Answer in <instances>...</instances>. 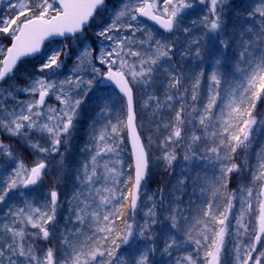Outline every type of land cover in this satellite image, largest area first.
Listing matches in <instances>:
<instances>
[{
	"label": "snow or ice",
	"instance_id": "6c2138e0",
	"mask_svg": "<svg viewBox=\"0 0 264 264\" xmlns=\"http://www.w3.org/2000/svg\"><path fill=\"white\" fill-rule=\"evenodd\" d=\"M210 3V16L204 17L203 25L212 35L222 27L217 6L223 0ZM104 4L105 0H9L8 13L0 16V41H8L0 43V83L12 79L22 60L41 53L46 42L50 47L38 71L51 70L50 76L36 77L23 89L15 85L0 89V130L22 139L38 157L28 165L13 154L11 145L0 142V153L14 165L11 172L0 173V204L16 196L24 198L21 206L15 211L9 208L5 221L0 222V264H150L149 256L156 250L140 243H155L153 228L160 223L154 210L156 202L144 213L142 224L135 222L154 143L151 136L145 142L136 123L135 89L151 85L156 72L172 60L174 44L157 38L153 30L141 28L138 22L147 18L163 32L172 33L182 26L185 12L193 4L190 0H126L96 32L98 43H108L97 48L82 45L73 73L63 80L53 79L63 66L61 56L68 55L67 45L63 49L51 47L55 38L67 41L82 36ZM257 14L264 18V0H259L249 15ZM259 27L264 36V20ZM247 31L252 33L253 29ZM194 43L195 54L200 57V42ZM221 47L227 46L221 42ZM252 47L249 43L240 53V62L246 67H237L231 82L222 71V60H213L209 95L202 107L189 105L187 89L181 91V79L174 72L169 73L164 100L149 95L144 102V109L152 104L156 109L175 107L173 119L162 125L165 135L156 144L160 162L171 167L183 148L185 161L199 158L211 168V174H205L198 186L199 203L194 213L183 215L184 210L171 207L167 210L169 225L163 253L173 257L175 252L174 264H224L222 253L228 250L226 240L230 236L238 241L233 245L236 264H264V153L255 164L246 158L259 123L254 110L257 102H264V56L254 59L249 51ZM81 72L91 78L85 80ZM222 81L228 84L223 92ZM199 84L197 80L193 85V102L198 99ZM93 91L98 115L106 122L93 133L90 158L76 176L70 201L75 227L59 235L63 255L57 258L58 249L40 248L36 242H51L61 196L59 173L64 166L60 147L75 126L84 98ZM18 93L30 98L18 100ZM53 95L59 107L46 104V98ZM114 95L122 101L115 123L110 119L117 103ZM126 140L132 149L128 173L119 158L120 146ZM56 156L61 160L52 165L50 161ZM53 172L58 175L53 176ZM245 172L247 184L243 183ZM233 175L241 183L229 190ZM45 177L51 179L52 187L43 203L28 199L30 190L43 184ZM193 194L197 195L195 189ZM237 205L239 212L233 214Z\"/></svg>",
	"mask_w": 264,
	"mask_h": 264
},
{
	"label": "trees",
	"instance_id": "16d2710c",
	"mask_svg": "<svg viewBox=\"0 0 264 264\" xmlns=\"http://www.w3.org/2000/svg\"><path fill=\"white\" fill-rule=\"evenodd\" d=\"M207 2L210 1L207 0ZM223 3L228 5H226L225 8L226 13L221 16L222 27L218 34L209 35V33L207 32V30L203 25L204 17L210 16V11L208 10V6L193 5V7L189 10L191 15L190 16L188 15L187 17V22L189 20L192 21L191 24L189 23L191 27L189 31L188 32L184 31L183 33H180L177 36L175 34L167 37L162 36L163 39L166 38L167 41L174 44L172 60L169 63L164 64L163 67H161L156 72L155 76L153 77V81L148 88H145L142 85L140 87L139 93H138L139 89L135 91V97L137 100L138 99L147 100L149 95H155L158 96L161 99V101H163L164 94L166 91V85L169 82V73L174 72L181 79V85L183 86V91L187 89L186 98L189 105L195 107L196 106L202 107L206 103L209 95V84L211 83V81H210V77H208V73L206 72V70L209 68V65L212 69L211 62L218 57H220L221 60L224 58V60L227 63L222 64V71L225 74H227V71L225 70H227V68L229 67V71H231L232 63H233V67L236 65L238 66V64H241L239 59L240 53L244 51V48L249 44L250 40L253 37H255L253 36L254 29L258 30V35H256V38H258L261 42H264V36H261V29L259 27L261 21L264 20V18L260 16L249 15L252 12L246 9L245 7L246 2L244 0H231V1L223 0ZM147 27L148 29L153 30V28H151L150 26ZM248 28H252L253 32L249 33L247 31ZM153 34H156L155 30H153ZM175 37H177V39H174ZM69 41L77 42V39L69 40ZM195 41L200 42L199 43V50L201 54L200 57H197L195 54L197 48V44L194 43ZM2 42L4 44L8 43V41L6 40ZM221 42H223V44L226 45L227 47H224L223 49V47H221ZM213 45L216 46L219 45L223 51L221 52L219 48V50H215L214 52L213 51L211 52L209 48ZM261 47L262 45L258 46L259 53H262ZM235 60L236 62H234ZM34 61L35 60L23 61L17 68L15 72V76L12 79L7 80L3 84L5 85L8 82H12V84L15 85L16 88L22 87L26 80L23 81V79L17 80L14 78L16 77V75L20 74V72L25 66H27L28 64ZM26 74L28 76L27 71ZM197 80L200 81L199 87L197 89L198 99L197 101L193 102L191 100V95L193 91V85H195ZM223 83L224 82L222 81L220 85V89L224 88ZM3 84L0 86V88L4 86ZM6 89H8V87ZM169 91L174 92L175 90L169 89ZM114 97H116L122 103V101L117 95H114ZM16 98L17 99L19 98L18 94ZM85 101H86L85 106L83 105L81 107V119L78 120L76 125L78 127L77 128L78 134L76 137L77 143L74 144H76L79 147V149L80 148L82 149L84 147L82 138L85 135V132L87 131L85 129V125L88 119L86 115L89 109L97 108L96 93L89 95ZM9 103H11V101ZM176 107H178V105H176ZM163 108L164 107H162L161 109H156L155 105L152 104L151 107H149L143 112V116H142L144 120L143 125L145 127L143 126L144 128L143 131H141V133L142 135H145V131H146L147 136L148 137L151 136L154 142L152 147H155L154 144H156L157 142L159 143V140L162 139L163 136L165 135L162 125L173 119L175 107L173 108V110L169 112L163 110ZM263 110H264V102H258L254 110V115L256 119L258 118L257 115H259V113ZM136 112H138L137 106H136ZM157 112H158V125L160 126L161 132L158 133V135H155V127H154L155 123L153 125L152 116ZM71 134L68 138V143H66L65 146L63 147H60V152L64 154L63 169L64 170L67 169V174L70 173L69 175L73 176V179H71V177H68L69 175H67L66 177L60 180L58 191L60 192L61 196H60L59 207L57 209V215H56V228L51 238V242L50 243L39 242V241L36 242L37 247L40 248L47 249L49 247H53L58 249L57 258H60L63 255V247L61 245V241L58 238L59 235L62 232H65L66 230L71 231L75 227V225H73V223L71 222L72 220L75 219V217H74V213L71 211L72 204L70 203V201L72 200L73 193L76 190V188H72L74 190H71L69 186H71L72 184L74 185L73 181L75 175V168H77V166L75 165L76 163L73 161V157L78 150H76L74 145L72 144ZM147 136L145 135L146 138ZM0 138L4 139L3 136H0ZM146 138H145V142H146ZM4 141H7V139H5ZM254 141H252L253 147H250L248 155L251 156L253 159L258 160L259 154L264 153V133L260 138H258L257 141L255 142ZM9 143H11V145L12 144L14 145L13 148H15V150L19 153L21 158L28 163L30 158L25 153V148L19 143V141L11 139V142L10 140H8V144ZM124 145L126 152V160L128 164L126 168V173H128L131 171L130 168L131 163H130L126 141ZM60 160L61 157L56 156L57 163ZM151 164L153 165L152 162ZM193 165L194 164L190 165L185 163L183 167L180 166L178 167L176 166L175 168L164 167L163 168L164 170L160 174H158L156 178H152V179H150L152 175L151 174L152 170L150 168L151 165L149 167L148 177L144 183V187H147V192L149 195H151L152 199L150 202L151 204H149L148 206L146 205L145 209L148 211L149 208H152L153 201L156 202V200L159 199L158 195H162L166 187L167 189L170 190V191H166V192H170L167 196V199L163 198L162 203L160 202V200L158 203L156 202V206L154 209L160 221L159 223L160 228L159 229L158 228L156 229V227L153 228V232L156 234L155 243L153 244L152 241H144L149 247H154L156 249L149 256L150 264H174V258L176 257L177 254L174 252L173 257H168L166 254L163 253V247H164L163 239L167 234V229L169 225V221L166 219V215H167L166 208L168 206L175 207V205H178L179 207L182 208V206L179 204L181 202V200L179 201V198H181V195H183V193L187 191V188L191 184L189 177L192 176L191 168ZM204 169L208 174H211V169L205 167ZM170 174H172L173 177L175 176L176 177L174 178L173 182L169 181L168 183H166L168 180V176ZM52 175L56 176L58 175V173L53 172ZM234 177L235 176L233 175L232 178ZM181 181H183L184 183H181ZM43 186H44L43 187L44 190L42 191L37 190L39 187H37L34 190H31L32 196L30 195V197H33L32 200L36 201L37 203H43L44 199L48 196L46 191L49 192L50 188L52 187V181L49 177H45ZM232 188H233V184L231 182L229 183V189L231 190ZM20 206H21V200L19 197L11 200L10 202H7L6 204H2V205L0 204V222L5 221L6 219L5 213L8 212L9 208H11L12 211H15ZM184 210H185L184 215H188L190 212L194 213L196 211L186 208ZM124 212L126 216L129 214V210L127 207H125ZM8 218L10 219V217ZM143 221L141 222V224L143 223ZM129 222L131 223L132 221ZM120 226L123 227V224L121 223ZM121 251L124 252L125 255H127V251L125 249L122 248Z\"/></svg>",
	"mask_w": 264,
	"mask_h": 264
},
{
	"label": "rangeland",
	"instance_id": "374dc122",
	"mask_svg": "<svg viewBox=\"0 0 264 264\" xmlns=\"http://www.w3.org/2000/svg\"><path fill=\"white\" fill-rule=\"evenodd\" d=\"M228 1H231V0H228ZM244 1L246 2V5H245L246 9H248V11H250L252 13L255 11V8L257 6H259V0H244ZM124 2H126V0H105V4L102 7L101 11H99L95 21L92 23L91 29L88 32L84 33L81 37H79V39H77V42L64 40L62 42H55V44L51 46L52 48H61V49H63L65 47V45H67V53H68L67 56H64V55L61 56V60L63 61V66H62L61 69H59L57 71L56 75L52 77L53 79H55L57 81L63 80L68 75L73 73V69H74V66H75V63H76V59L75 58H76L77 54L79 53L82 45H90L93 48H97V47L100 46V44H105L106 45L108 43L107 41H99V43H98V38L96 36V32L100 29L101 25L106 24V23L109 22L110 17H112L115 14L116 11L120 10L123 7V3ZM190 2L194 6H197V5L198 6L199 5L208 6V10H210V7H211V3L210 2H206V3H203V4L200 3L199 0H190ZM8 4H9V0H0V16L5 15V14L8 13V11H9ZM226 5H228V4L223 3V4H218V6H217V11L220 12L221 16L226 13L225 12L226 11V9H225ZM190 9H187L186 12H185V15H184V18H183V21H182V26L179 29L174 30V34L176 36L179 35L180 33H183L184 32V28H187V29L191 28L189 23L191 24L192 21L189 20L190 22L189 21L187 22L188 15L189 16L191 15V13L189 12ZM255 16H259V15L257 14ZM138 24H139V26L141 28L148 29V27H145L143 25L141 20L138 22ZM253 33H254L253 36H255V37H253L250 40V42H249V43L253 44V47L250 48L249 51H251L253 53V58L258 60V58H260L261 56H264V42H261L258 38H256V35H258V30L257 29H254ZM137 36L140 37L141 33H137ZM157 38L163 39L160 36H158ZM174 39H177V37H175ZM0 43H3V42L0 41ZM260 45H262V47H261V52L262 53H259V51H258L259 50L258 46H260ZM218 46L213 45V46H211L209 48V50L211 52L212 51L214 52L215 50H219V48H220V50L222 52L223 50L221 49L220 46L219 47ZM49 47H50L49 45L46 46L44 48L41 56H39L37 59H35L34 62H32V63L28 64L27 66H25L22 69V71L20 72V74L16 75V77L14 79H17V80H19V79L22 80L23 79V81L26 80L24 85L22 87H19V88L17 87V89L25 88L27 86V84L29 83V81L34 79V78H36V77H39V76H50L51 75V70H45V72H43V73L38 71L39 65H41L42 63L45 62V53L49 50ZM223 49H224V47H223ZM212 62H211V64H212V67H213V63ZM222 62H223L222 64L227 63L224 60V58L222 59ZM234 62H236V60ZM237 67L243 68V67H246V65L241 63V64H238V66L236 65V66L233 67V63H232L231 71H229V67L227 68V70H225V71H227L226 75H227V78H228L229 82H231V80H232L231 73H234L235 69ZM209 68L206 70V72L208 73V77H210L211 71H212L210 65H209ZM26 71L28 72V76L26 74ZM81 75L84 76L85 80L91 78V77H89L88 75H86L83 72H81ZM24 78H27V79H24ZM5 85H4L5 87L2 86L0 89H6L7 87H9V85H13V84H12V82H8ZM141 86L137 87L135 89V91L139 89V91H138V93H139ZM223 86H224V88H222L223 91L228 88V84L223 83ZM222 89H221V91H222ZM181 91L183 92V86L182 85H181ZM93 93H95V92L94 91L93 92H89L88 96L93 94ZM81 95L83 96V92H81ZM18 96H19L18 100L27 101L30 98L27 94H24V93H18ZM87 97L84 98L83 103L79 107L78 116H77V118L75 120V126L77 125L78 120L81 119V107L83 105L85 106V102H86L85 100H86ZM113 99L117 103H115L113 105V113H112L110 119L112 120L113 123H115L116 114L119 111L121 102L114 96H113ZM135 101H136V106H137V111H138L137 112V125L140 127V130L143 131V128L145 126L143 125L144 124L143 123L144 120H143L142 116H143V112L146 110V109L143 108V105H144V102L146 100H141V99L137 100L136 97H135ZM46 104L54 106V107H59V104L56 101L54 95L49 97V98H46ZM196 107L200 108L199 106H196ZM163 110H165L167 112L171 111L167 107H164ZM98 113H99V109L97 107V108L89 109V111H88V113L86 115V117L88 119H87V123L85 125V129L87 131L85 132V135L82 138V142H83V146H84L82 149L81 148L79 149V147L76 144H74V143H77L76 137H77V134H78V131H77L78 127L74 126V128L71 130V132H72V134H71L72 144L74 145L75 149L78 150L76 152V154L74 155V157H73V161L76 163L75 165L77 166V168H75V175H74V181H73L74 185L72 184L71 186H69V188H71V190H74L72 188H76V186H77L76 185V176H77L78 172L81 170V165L86 163L89 160V158H90L91 148H92V143L91 142H92V138H93V133L95 131H98L99 128L101 127V125L106 122L103 118H101L98 115ZM257 117H258L257 121L259 123L254 128V131H253V134H252V141H254V140L257 141L258 138H260L263 135V133H264V110L261 111L259 113V115H257ZM152 121H153V125L155 123V126H154L155 127V135H158V133L161 132V129L159 131H157L158 112L156 114H153ZM145 135L147 136L146 131H145ZM145 135H142L143 138H146ZM0 136L4 137V139L0 138V142H3V144H5V145H11V143L8 144V140H10V142H11V139L19 141V143L25 148V153L30 158L28 163L25 162L26 164L30 165L33 160L38 158L36 155L33 154V150L30 147L26 146L25 142L22 139H17L16 137L10 136L8 133L3 132L2 130H0ZM69 136L67 137V142L66 143H68ZM5 139H7V141H4ZM42 143H43V141H42ZM66 143L62 144L61 147L65 146ZM156 144H158V142ZM156 144H154L155 147H152L151 150H150L151 158H150L149 167L151 165L150 168L152 170L151 171L152 175H151L150 179L156 178V176L158 174H160L164 170L163 168L166 167L164 163L160 162L157 159L161 155V152L156 147ZM11 147H12L13 154L15 156H17V158L22 159L21 156L19 155V153L15 150V148H13L14 147L13 144L11 145ZM250 147H253L252 143H251ZM249 150H250V148H249ZM119 152H120L119 158H120V160L122 161V164H123V171L126 173V168H127L128 164H127V160H126V152H125L124 143L120 146ZM184 155H185V152H184L183 148L179 149L178 152H177V159H176V161L173 162V165L171 167H173V168H175L176 166L177 167L178 166L183 167L185 165V163L190 164V165L194 164L192 166V168H191L192 176L189 177L191 184L187 188V191L185 193H183V195H181V198H179V201L181 200V202L179 204L182 206V208L179 207L178 205H175V207L174 206L173 207L168 206L166 208L167 210H169L170 207L171 208H177V209H180V210H184L185 208L186 209H191V210H196V207H197V205L199 203V200H198V191H199L198 186H199L200 183H202V178L205 176V174H208L205 171V169H204V167H205V162L204 161H201L199 158L195 159L194 161H185L183 159ZM241 158L242 159L245 158L243 153L241 154ZM246 158L253 164H255L257 162L256 159H253L249 155H247ZM151 162L153 163V165L151 164ZM50 163L52 165H56L57 164L56 157L51 159ZM13 166L14 165H12V162H11L10 158L8 156L3 155L2 153H0V173H4L5 171L11 172ZM209 169H211V168H209ZM71 173H72V171H71ZM69 174H67V169H65V170L62 169L60 171L61 179L66 177ZM243 175L245 177L243 183L247 184L248 179H249L248 173L245 172V173H243ZM234 176H235L234 178H231V182L233 184V188L232 189L237 188L238 185L241 183V181L239 180L238 176L237 175H234ZM68 177H71V179H73V176H71V175H69ZM175 177H173L172 174H170L168 176V180H167L166 183H168L169 181L173 182ZM187 180H188V177H187ZM43 185H44V182H43V184H41L39 186V188L37 190L38 191L44 190L43 189V187H44ZM194 189L196 190L197 195L193 194ZM166 191H170V190L167 189V187H166V189L162 193V196H163L164 199H167V196L170 193V192H166ZM46 193L48 195L49 192L46 191ZM17 197H19L20 200L24 199L23 197H20V196H16V198ZM149 197H151V195L148 194L147 187L143 186V188L141 190V194H140V201L138 203L136 214H135V220H136L137 223H141L145 219L144 213L147 212V210L145 209V206L146 205L148 206L149 204H151L150 203L151 199H149ZM158 198L159 199L156 200L157 203L159 202V200H161V195H158ZM28 199L32 200L33 197L29 196ZM193 201H195V203H193ZM184 211L182 212L183 215L185 214ZM238 212H239V205H237V207L233 209V214H237ZM252 220H253V226H255V218L253 217ZM247 222H248V216L246 215L245 216V223H247ZM232 226H233V231H234V226H235L234 219L232 221ZM155 227H156V229L157 228L159 229L160 228V224L158 223L157 225L154 226V228ZM237 242L238 241L235 240L234 236H230L226 240V249H228V250L225 251L224 253H222V260L224 261V264H236V262L234 260L233 245H234V243H237ZM140 243L141 244H145L144 241H140Z\"/></svg>",
	"mask_w": 264,
	"mask_h": 264
},
{
	"label": "water",
	"instance_id": "95a60500",
	"mask_svg": "<svg viewBox=\"0 0 264 264\" xmlns=\"http://www.w3.org/2000/svg\"><path fill=\"white\" fill-rule=\"evenodd\" d=\"M143 20H145L147 23H149L150 25L154 26L156 29L160 30L158 28L157 25H155V23L153 21H150L148 20L147 18H142ZM161 32H163L162 30H160ZM167 35H170L171 33H167V32H163ZM58 40H63L62 38H55V41H58ZM47 44V42H46ZM38 55H40V53H37V54H34L33 56H30V57H26L24 58L23 60H26V59H31V58H35L37 57ZM22 60V61H23ZM1 84V83H0ZM105 85L104 84H101L100 87H104ZM109 88H111V86H109ZM113 89V88H112ZM114 90V89H113ZM115 91V90H114ZM119 96V95H118ZM127 141V140H126ZM127 146H128V151H129V155H130V160H131V163H132V149H131V144L127 142ZM133 176H134V173H133ZM147 177V176H146ZM145 181V180H144ZM144 181H142V185L144 183ZM142 187V186H141ZM141 190V189H140Z\"/></svg>",
	"mask_w": 264,
	"mask_h": 264
},
{
	"label": "flooded vegetation",
	"instance_id": "af4514ba",
	"mask_svg": "<svg viewBox=\"0 0 264 264\" xmlns=\"http://www.w3.org/2000/svg\"><path fill=\"white\" fill-rule=\"evenodd\" d=\"M98 15V14H97ZM93 22H94V20H93Z\"/></svg>",
	"mask_w": 264,
	"mask_h": 264
}]
</instances>
